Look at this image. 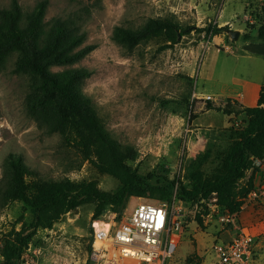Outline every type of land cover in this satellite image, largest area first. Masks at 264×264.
<instances>
[{
    "label": "rangeland",
    "instance_id": "1",
    "mask_svg": "<svg viewBox=\"0 0 264 264\" xmlns=\"http://www.w3.org/2000/svg\"><path fill=\"white\" fill-rule=\"evenodd\" d=\"M17 1L23 13L29 14L44 0ZM47 1L46 22L68 20L85 34L83 47L95 46L80 62L52 70L89 71L83 91L91 98L105 129L138 152L137 160L129 165L144 176L154 173L183 180L187 165L209 150L211 158L204 172L211 175L220 164L218 155L230 141L224 130L228 127L196 125L197 118L204 123L208 118L204 114L207 102L200 99V93H218L222 86L218 76L225 77L222 65L233 69L232 57L221 50L243 42L244 35L257 24L264 0ZM12 4L13 0H0V10L10 9ZM150 18L190 29L169 49H162L165 37L148 38L135 46L115 39L118 27L136 29ZM223 27L217 33L212 30ZM231 30L240 31L237 40H232ZM16 59V54L9 56L0 69V183L5 181L11 156H20L39 178L90 180L103 191L116 189L118 180L85 161L68 137L47 131L29 115L26 101L33 78L15 71ZM211 116L216 125L227 118L220 111ZM137 199L133 197L128 203L133 205ZM94 206L88 203L66 213L52 229L26 231L32 237L18 264H97L91 250ZM195 211L185 210V226ZM104 216L110 219L113 213L109 210ZM31 220V212L22 202L0 203V227L6 237ZM194 250L192 239L183 233L168 263L183 264Z\"/></svg>",
    "mask_w": 264,
    "mask_h": 264
},
{
    "label": "trees",
    "instance_id": "2",
    "mask_svg": "<svg viewBox=\"0 0 264 264\" xmlns=\"http://www.w3.org/2000/svg\"><path fill=\"white\" fill-rule=\"evenodd\" d=\"M47 7L48 1L44 0L32 13L24 14L18 1L13 0L10 9L0 10V69L9 56L16 54L15 71L33 78L26 101L29 115L42 122L47 131L68 137L85 161L117 179L119 185L107 192L90 180H45L36 176L20 156H11L5 181L0 183V203L3 206L11 201L22 202L30 210L32 220L23 224L21 230H12L7 235L0 264H18L32 237L26 231L52 229L63 215L88 203L95 205L94 219L109 210L122 214L132 197L169 204L175 197L192 209L197 206L193 219L200 226L203 214L210 213L211 206L239 213L255 187L259 171L255 162L264 158V84L255 106H243L235 99L218 105L206 101L207 109L229 116L242 115L241 123L234 122L224 129L230 144L218 155L220 164L211 175L204 172L211 158L208 150L187 165L186 182L179 176L170 178L154 173L144 176L129 165L137 160V150L109 134L91 98L84 93L89 71L83 68L52 70L80 62L95 46L83 47L85 34L68 20L56 18L46 22ZM258 18L244 39L253 38L255 31V38L264 41V2ZM225 28L212 30L217 33ZM189 29L173 21L150 18L146 25L136 29L118 27L115 39L135 46L148 38L165 37L167 43L162 49H169Z\"/></svg>",
    "mask_w": 264,
    "mask_h": 264
},
{
    "label": "built area",
    "instance_id": "3",
    "mask_svg": "<svg viewBox=\"0 0 264 264\" xmlns=\"http://www.w3.org/2000/svg\"><path fill=\"white\" fill-rule=\"evenodd\" d=\"M204 100L214 101L213 96ZM259 171L255 187L248 194L246 203L264 201V158L255 162ZM133 198V197H132ZM126 210L106 220L108 228H97L104 214L93 221L94 237L91 243L92 257L97 264H168L179 245L185 230V210L192 209L175 197L171 204L166 201H151L141 197ZM197 211L198 207H194ZM218 221L223 226L235 227V237L228 242L215 243L213 252L216 264H254L256 236L238 225L237 213L220 211L215 207ZM7 237L0 227V261Z\"/></svg>",
    "mask_w": 264,
    "mask_h": 264
},
{
    "label": "crops",
    "instance_id": "4",
    "mask_svg": "<svg viewBox=\"0 0 264 264\" xmlns=\"http://www.w3.org/2000/svg\"><path fill=\"white\" fill-rule=\"evenodd\" d=\"M252 36L253 38L251 39H243V42H234L228 45V49H218L232 57L233 69L223 64L220 70L223 71L224 67L225 77L223 79L221 73L218 76V80L222 84L218 93H200V99L204 100L205 96L210 95L214 98L212 102L218 104L221 102L225 103L228 99H235L247 107L257 104L260 88L264 84V41L255 38V31ZM214 63L215 66H218L220 62L216 59ZM218 96H222L224 99H218ZM214 111L216 110H206L204 114L209 119H203L204 123L199 117L197 118L199 122L196 125L229 127L234 122L238 123L242 120V115H227L226 120L221 125H216L213 116H211ZM237 220L240 227L256 236L254 264H264V201L248 203L243 206L242 210L237 213ZM202 222L203 225L200 226L193 219L191 223L185 226L183 233H187L192 239L195 250L187 256L183 264H216L217 257L213 252V245L231 241L236 235L237 230L235 227L223 226L218 221V216L213 206H211L210 213L203 214ZM181 242L182 235L179 245ZM200 246L203 247L202 250Z\"/></svg>",
    "mask_w": 264,
    "mask_h": 264
},
{
    "label": "water",
    "instance_id": "5",
    "mask_svg": "<svg viewBox=\"0 0 264 264\" xmlns=\"http://www.w3.org/2000/svg\"><path fill=\"white\" fill-rule=\"evenodd\" d=\"M229 33L232 37V40H237L240 36V31L238 30H231Z\"/></svg>",
    "mask_w": 264,
    "mask_h": 264
},
{
    "label": "bare ground",
    "instance_id": "6",
    "mask_svg": "<svg viewBox=\"0 0 264 264\" xmlns=\"http://www.w3.org/2000/svg\"><path fill=\"white\" fill-rule=\"evenodd\" d=\"M109 218H105L104 221H99L97 222V228H99L100 226L107 229L108 228V224L106 223V220H108Z\"/></svg>",
    "mask_w": 264,
    "mask_h": 264
}]
</instances>
